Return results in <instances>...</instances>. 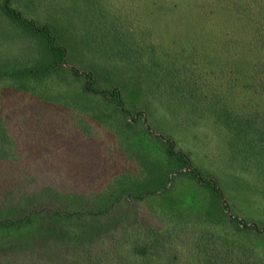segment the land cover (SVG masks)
Wrapping results in <instances>:
<instances>
[{"label": "trees", "instance_id": "1", "mask_svg": "<svg viewBox=\"0 0 264 264\" xmlns=\"http://www.w3.org/2000/svg\"><path fill=\"white\" fill-rule=\"evenodd\" d=\"M10 1L2 15L36 41L38 56L0 72L14 83L0 91V264H264V214L243 216L257 212L255 185L238 177L264 194V0L220 8L230 20L206 69L170 68L155 91L117 65L140 60L138 44L131 55L101 54L83 38L94 61L79 67L69 58L85 49L67 26L36 27ZM100 25L91 31L105 41L127 29ZM49 82L54 92L29 87ZM159 97L221 135L232 178L183 170L187 153L146 126V114L176 104Z\"/></svg>", "mask_w": 264, "mask_h": 264}, {"label": "rangeland", "instance_id": "2", "mask_svg": "<svg viewBox=\"0 0 264 264\" xmlns=\"http://www.w3.org/2000/svg\"><path fill=\"white\" fill-rule=\"evenodd\" d=\"M242 1L247 0H11L9 7L23 20H30L36 27L44 21L67 26L68 36L75 41L78 39L79 47L85 49L83 54L78 52V56L69 58L79 67L93 60V54L82 41L83 38L101 54L121 51L131 55L138 44L144 51L141 59L137 60L135 55H132L127 58L129 61L118 62L117 65L124 72L122 74L133 70V73L140 76L147 91H155L156 85L168 81L170 68L188 67L193 62L197 70L206 69L204 58L214 52L216 39L222 31L226 32L230 20L228 16L220 15V8L225 6L224 9L231 10V7ZM6 16L2 15L0 9V72L25 67L38 56L36 41L25 36ZM98 21L100 24L105 22L109 25L124 22L127 29L123 27L124 31L118 32L120 35L116 32L106 33L110 40L105 41L101 37L104 35L101 29L91 31L93 23L98 28L101 26L97 24ZM105 61L106 59H103V62ZM208 80L210 83L214 80L212 75ZM11 84L14 83L8 78H0V91L5 89L14 92ZM60 86L64 89L62 84ZM29 87L35 92L39 89L54 92L57 85L49 82ZM146 97L156 103L148 94ZM168 100L176 104L168 105V109L161 104L157 112L155 111L156 115L146 114V126L149 131L164 140L169 138L176 149L187 153L195 167L210 173L215 170L219 176L228 180L232 178L231 171H222H226L225 162L230 153L223 147L221 135L206 124H197L192 116L184 117L175 113L176 108L180 109L177 103L179 100L168 97L157 99L158 102L165 103ZM64 101L70 102L72 98L67 95ZM36 105L39 107L37 103ZM0 174H4L1 167ZM38 176L44 178L49 175L45 176L41 172ZM238 177L244 178L248 183H254L255 187L251 189V204L257 211H253L251 216L243 215L244 212L241 211L239 213L248 221H263L259 214H264V194L258 188L257 182L249 179V175ZM226 189L230 191L228 187ZM227 196L230 209L241 217L234 208L235 200H232L230 195Z\"/></svg>", "mask_w": 264, "mask_h": 264}, {"label": "flooded vegetation", "instance_id": "3", "mask_svg": "<svg viewBox=\"0 0 264 264\" xmlns=\"http://www.w3.org/2000/svg\"><path fill=\"white\" fill-rule=\"evenodd\" d=\"M136 117H137L136 114H131V115L129 114V115H128V119H129L130 121H133V122L135 121ZM175 150H178V149H175ZM188 162H189V163H188V166L183 167V170L188 171V170H190L191 168L194 170V169H195V166H194V165L192 166V165L190 164V163H192L191 160H190V158L188 159ZM189 164H190V166H189ZM193 170H192V171H193Z\"/></svg>", "mask_w": 264, "mask_h": 264}]
</instances>
